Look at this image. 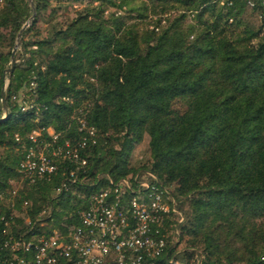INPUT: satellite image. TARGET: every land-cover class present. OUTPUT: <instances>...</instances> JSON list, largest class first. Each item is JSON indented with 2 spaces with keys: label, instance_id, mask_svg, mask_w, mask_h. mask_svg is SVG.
Here are the masks:
<instances>
[{
  "label": "trees",
  "instance_id": "16d2710c",
  "mask_svg": "<svg viewBox=\"0 0 264 264\" xmlns=\"http://www.w3.org/2000/svg\"><path fill=\"white\" fill-rule=\"evenodd\" d=\"M32 2L0 0V246L10 234L68 239L109 178L148 171L175 199L160 262L264 264V5ZM84 137L85 165L56 158L33 182L18 173L29 149L48 142L50 156Z\"/></svg>",
  "mask_w": 264,
  "mask_h": 264
},
{
  "label": "built area",
  "instance_id": "2783aa9c",
  "mask_svg": "<svg viewBox=\"0 0 264 264\" xmlns=\"http://www.w3.org/2000/svg\"><path fill=\"white\" fill-rule=\"evenodd\" d=\"M259 1L264 5V0ZM253 2L248 0L249 4ZM80 128L85 129L94 144V128L83 121ZM39 135L35 130L29 138L37 143ZM86 144L87 137L76 145L66 141L52 147L48 156L45 150L49 143L44 142L28 150L17 171L33 182L54 173L56 158L71 159L83 166L86 159L81 157L80 150ZM133 182L128 178H109L110 186L95 190L81 213L80 225L73 228L68 239L58 230L48 236L8 235L0 246V264H187L173 257L164 263L159 260L166 249V217L176 211L174 197L151 172H137ZM125 191L134 195L125 199ZM201 259L199 255L197 264H201Z\"/></svg>",
  "mask_w": 264,
  "mask_h": 264
},
{
  "label": "rangeland",
  "instance_id": "374dc122",
  "mask_svg": "<svg viewBox=\"0 0 264 264\" xmlns=\"http://www.w3.org/2000/svg\"><path fill=\"white\" fill-rule=\"evenodd\" d=\"M147 140H148L147 137H145L144 140L141 143H139L134 148V150L132 151V154H131V163H132V165L135 166L136 162L139 161V160H142V158L145 156V149L147 147ZM20 184H21V180L20 179L13 182L14 188H18ZM184 208L187 209V206H185ZM180 214L182 216H184L183 212H180ZM180 246H182V245H180Z\"/></svg>",
  "mask_w": 264,
  "mask_h": 264
},
{
  "label": "water",
  "instance_id": "95a60500",
  "mask_svg": "<svg viewBox=\"0 0 264 264\" xmlns=\"http://www.w3.org/2000/svg\"><path fill=\"white\" fill-rule=\"evenodd\" d=\"M29 2H30V4H31V6L33 7V2H32V0H29ZM31 19H32V17L30 18V20H31ZM26 25H27V23L24 24V26L21 28L20 32H19L18 35H17L16 44H15V47L13 48V50H12L11 63H10V67H9V69H8V72H9V73L12 72L13 67H14V65H15L14 54H15V51H16L17 47H18L19 44H20V36H21V32H22L23 28H24ZM1 95L3 96V91L1 92ZM1 101H2V105L4 106V104H5V100H4L3 97H2V99H1ZM5 117H6V115H5L4 117H2L1 119H4Z\"/></svg>",
  "mask_w": 264,
  "mask_h": 264
}]
</instances>
